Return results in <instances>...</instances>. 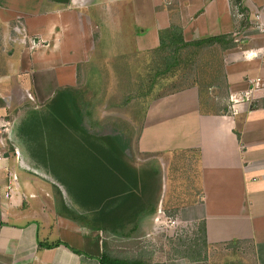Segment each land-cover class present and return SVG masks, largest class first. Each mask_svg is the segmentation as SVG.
Masks as SVG:
<instances>
[{
    "label": "crops",
    "instance_id": "1",
    "mask_svg": "<svg viewBox=\"0 0 264 264\" xmlns=\"http://www.w3.org/2000/svg\"><path fill=\"white\" fill-rule=\"evenodd\" d=\"M65 1L0 0V264H100L103 252L147 264H264V60L248 56L264 50V36L252 27L255 12L264 20V0H241L248 27L235 40V48L221 53L227 84L223 97L230 100V108L202 101L196 87L151 99L143 108L138 148L149 157L141 163L131 154L129 161L122 158L129 174L140 180L128 184L156 183L151 203L110 207L107 225H92L96 229L83 218L100 219V211L77 208L82 218L70 215L52 186L26 179L28 172L21 185L17 183L13 147L29 168L53 180L34 159L32 148L40 147V134L29 115L48 112L47 104L59 89L77 92L80 99L91 100V110L96 107L104 80L89 52L95 47L93 37L101 39L98 29L113 34L109 27L120 14L115 3L131 10L134 45L140 52L157 48L158 31L170 23L179 25L183 40L191 42L231 34L235 22L229 0H172L173 11L161 4L168 0ZM104 3L114 6L102 10L99 4ZM86 7L103 13H88ZM93 80L91 90L84 86ZM16 118L14 138L5 145L7 124ZM183 156L190 170L182 187L190 203L162 206L169 186L179 194V176L173 172L169 178L167 169ZM114 178L121 181L125 176ZM57 185L67 198L64 187ZM167 218L171 226L163 229ZM178 226L188 227L186 241L175 239ZM162 230L167 243L164 235L158 236ZM103 239L124 248L107 250ZM56 241L68 248H37L39 242ZM136 241L139 247L132 250Z\"/></svg>",
    "mask_w": 264,
    "mask_h": 264
},
{
    "label": "rangeland",
    "instance_id": "2",
    "mask_svg": "<svg viewBox=\"0 0 264 264\" xmlns=\"http://www.w3.org/2000/svg\"><path fill=\"white\" fill-rule=\"evenodd\" d=\"M161 4L167 10L173 11L175 9V2L172 0L162 2ZM108 6H112L113 8L114 5L107 3L99 4L102 10H107ZM125 6L123 3H115L114 10L120 14H117L119 18L115 17L114 23L116 22V24L109 27L113 31V34H107L105 30H102L103 28H100L98 29L100 30V35L98 36L101 39L97 41V38L93 37L95 47L89 53L92 60L100 65L101 76L104 81L100 82L101 96L99 100H95L94 104L96 107L92 108L90 115L88 113L86 118L83 117L86 120L82 122V118L80 120V123H82L78 124L71 106H75L78 103V106L83 108L85 112L84 107L86 105L89 106L91 104L89 101L91 100L85 101L75 94V101L68 95L69 92L66 93V91L62 94L67 96L65 100L61 99L59 101L57 99L51 105V108H53L52 113L48 114L47 111L43 110L40 115L36 113V116L29 115L30 117L28 118V120L35 118L33 119V123L36 124V130H38L36 133L41 135L38 137L40 139V147L33 148V153L34 150L38 152L37 155L33 154L35 161L41 167L47 168L55 182V186L58 188L57 184L62 185L67 193L65 194L67 198L63 197L61 189L58 188L54 194L55 198L59 199L63 210L70 215L82 218L77 208L85 210L83 211L85 213L94 209L96 211L95 214H97V209H100V219H97L98 217L94 219L87 218V215H84L83 222L89 225L98 224L103 227L107 225L106 210L114 207L113 205L120 198L117 195L127 190L122 181L114 178V176L118 177L119 174L125 176V164L123 159L121 160L114 152L109 153L107 148L104 146L100 147L98 143L99 139L93 141V139L88 138L84 130L95 129L100 131L106 123L109 124V127L115 122L123 132L125 130V132L131 135L130 147L132 150H130V154L133 157V161L141 163L146 161L149 156L138 152L140 121L142 119L143 108L151 99L196 87L198 91L202 92V101L220 102L221 106H225L227 109L231 106L230 100L223 97L224 91L221 80L224 70L221 59L222 52H220L217 46L208 47L198 54L189 55V52H187L182 56V60L176 71L174 69L166 75H156L157 61L153 54L149 53L151 50L140 52L135 49L136 26L131 18V10L126 9ZM85 9L88 13H103L101 10L92 11L90 7H86ZM110 10L112 9L110 8ZM143 31L141 30V33ZM108 38H111L110 42H108ZM16 44L11 46L15 47L17 46ZM11 46L6 47L5 50L11 48ZM114 47L115 49H113ZM13 49L15 52H18L17 48ZM3 54L8 55L5 51H3ZM77 85L79 86L78 82ZM84 86H88L91 90V86L95 87V81L93 80L92 83ZM97 110H99V113ZM211 111L215 110L211 109ZM54 112L57 116H60L61 125L57 124V122L54 123L53 117L56 116ZM124 127L127 128L124 129ZM103 132H106V130L104 131L103 129ZM43 133L45 135L44 138L42 136ZM186 160V157L183 156L180 162L177 161V163H173L171 167H168L169 178H171L173 172H175L176 177L179 176V194L175 195L176 189L174 185L169 186L166 201L163 202L162 206H167L168 203L169 205L175 204V206H187L190 203L189 196L184 193L185 190L183 189V185L188 184L186 176L187 171L190 170ZM102 162H106V165L102 164ZM107 166L109 169H107ZM114 182H117L118 185L113 186L112 183ZM132 182L135 183L134 181ZM143 182V187L133 186L132 191L134 194H138L137 192L140 193L145 189V180ZM160 182L162 184V181ZM107 194L108 199L104 201L103 198ZM124 201L125 199H122V202ZM170 221L167 218L165 223L161 225L163 229H166V225L171 226L172 221ZM174 230L175 239L179 238L186 241L189 238V233H187L188 227L178 226ZM159 235H164L162 238L164 242L169 238L166 237L163 230L159 232ZM103 241H105L107 250L118 246L124 248V244L112 242L109 239H103ZM136 243L137 241L132 244V250L138 249L139 245ZM177 244L175 240V246H179ZM104 260L120 264L132 263L130 262L131 259L111 256L109 254H105Z\"/></svg>",
    "mask_w": 264,
    "mask_h": 264
},
{
    "label": "trees",
    "instance_id": "3",
    "mask_svg": "<svg viewBox=\"0 0 264 264\" xmlns=\"http://www.w3.org/2000/svg\"><path fill=\"white\" fill-rule=\"evenodd\" d=\"M60 1V0H57ZM230 6H231V15L233 22H235V30L231 34H226V35H220L217 37H212V38H203L191 42H185L183 40V34H182V28L175 24V23H170L169 26L165 29L159 30L158 31V46L157 48L151 50L149 53L153 54L155 57L156 62V75H166L172 70L175 69V71L178 69L180 61L182 60V56L185 55L187 52L188 54H198L200 51L208 48V47H215L220 50V52H224L229 49H233L236 46L235 40L239 37L240 32L243 29H246L248 27V13L246 9L242 6L241 0H229ZM67 3V0L64 2ZM222 80V87L223 89L227 88V84L225 81V74H222L221 77ZM67 90V89H66ZM66 90H57L56 92V101L57 99L60 101L65 100L67 98L66 95H62ZM75 100L74 93L72 90L68 89L66 93ZM141 96V95H140ZM53 101V102H54ZM76 101V100H75ZM53 102H49L47 105L49 107L48 109V114L52 113L53 108H51V105ZM77 103V102H76ZM264 107V104H263ZM252 108V107H251ZM71 109L74 113V117L77 120L78 124L80 123V120L82 118H86L88 116L87 113H84L83 109L79 108L78 103L75 106H71ZM55 113V112H54ZM56 114V113H55ZM36 116V113L33 114ZM33 117V116H32ZM54 118V123L57 122V124H62L61 123V118L60 116L53 117ZM83 118L84 122L86 119ZM35 119V118H33ZM30 118V122H33L34 120ZM81 122V123H82ZM80 123V124H81ZM108 123H106L100 130H95V129H87V131L84 130V133L87 135L88 138L93 139V141H98L100 147L104 146L109 150V153L114 152L117 156H119L121 159L122 158H129L131 155L130 151V140H131V135H129L127 132H124L115 124L113 123L112 126L108 127ZM106 126V127H105ZM105 127V128H104ZM106 130V132H103ZM126 129V127H125ZM36 132V131H35ZM32 134V133H31ZM33 138H34V133H33ZM36 144V143H35ZM37 147V146H33ZM32 148V150H33ZM34 153L37 155L38 152L34 150ZM113 153V155H115ZM128 160V159H126ZM102 164L106 165V162H102ZM107 169L109 167L107 166ZM125 178L121 179V181H125L127 186L126 189L120 194H116L119 198L117 200L116 204L113 206H127L132 203L133 206H140L143 205L144 203L150 204L151 199L153 197L154 189H156V183H150L148 180L146 181V186L145 189L142 190V192H137L138 194H134L133 186L128 183H132V181L138 182L140 181L139 179H135V175L129 174V169L125 168ZM110 171V170H109ZM133 171V170H132ZM128 173V174H127ZM131 176V177H130ZM115 196V195H114ZM108 199V194L105 195L103 200ZM122 199H125L124 202H122ZM131 206V205H130ZM98 211L100 209H97ZM97 211V212H98ZM107 211V210H106ZM90 229H96L95 226H89ZM106 229V228H105ZM59 245H63L64 247L68 248L66 244L61 243L59 241H56L54 243H37V248H43V249H52L55 247H58ZM193 252H196L194 248H192ZM74 253H77L74 250H70ZM105 253H102L101 258L99 259L100 264H109V262L104 260ZM132 262L131 264H147L144 261L140 260L139 258L137 259H131ZM113 264H120L117 262H111ZM123 264H128V263H123ZM149 264V263H148Z\"/></svg>",
    "mask_w": 264,
    "mask_h": 264
},
{
    "label": "water",
    "instance_id": "4",
    "mask_svg": "<svg viewBox=\"0 0 264 264\" xmlns=\"http://www.w3.org/2000/svg\"><path fill=\"white\" fill-rule=\"evenodd\" d=\"M16 122H17V118L16 119H13V120H10L7 124V127L5 129V132H4V140H3V143L5 145L8 144V142H12L13 138H14V135H15V131H16ZM13 151L17 157V160H16V164H15V179L17 181V183L19 185H21V182L23 180V176L25 175V171L23 169V167L25 169H30L29 166H27L23 160L19 157V152H18V149L17 147H13ZM31 172H32V175H37V176H40L42 179H44L43 177H45V175L39 171L38 169H32L31 168ZM44 181L48 186L52 184L51 181H46V180H42ZM160 190H161V186L159 187L158 189V192H157V197L160 193Z\"/></svg>",
    "mask_w": 264,
    "mask_h": 264
},
{
    "label": "built area",
    "instance_id": "5",
    "mask_svg": "<svg viewBox=\"0 0 264 264\" xmlns=\"http://www.w3.org/2000/svg\"><path fill=\"white\" fill-rule=\"evenodd\" d=\"M252 27L264 36V20L261 18V16L257 12L253 14ZM248 56L249 57H260L262 60H264V50L259 53L251 52L248 54Z\"/></svg>",
    "mask_w": 264,
    "mask_h": 264
},
{
    "label": "flooded vegetation",
    "instance_id": "6",
    "mask_svg": "<svg viewBox=\"0 0 264 264\" xmlns=\"http://www.w3.org/2000/svg\"><path fill=\"white\" fill-rule=\"evenodd\" d=\"M76 94V96H77V92L76 93H74V95ZM85 101H87L88 99H87V97H85V99H84ZM89 101V100H88ZM89 102H91V101H89ZM92 103H93V100H92ZM90 104V103H89ZM86 106H88V105H86ZM84 107V110H85V112L84 113H89V115H90V113H91V104L88 106V107ZM90 107V108H89ZM79 108H80V106H79ZM81 109H83V108H81ZM126 159H129V158H126ZM130 160V159H129ZM128 160V161H129ZM128 161H126V162H128ZM32 167V166H31ZM23 169L25 170V172L27 173L28 172V175H27V177H26V179L28 178H30V179H32V178H35V180H46V181H51L52 182V184H51V186H52V188L54 189V190H56V189H58L55 185H54V181L49 177V174L48 173H45V177H43L44 179H42L40 176H37V175H32V172H31V168L30 169H25L24 167H23ZM26 175V174H25ZM30 175V176H29ZM64 200H65V198H64ZM66 201V200H65ZM67 202V201H66Z\"/></svg>",
    "mask_w": 264,
    "mask_h": 264
}]
</instances>
